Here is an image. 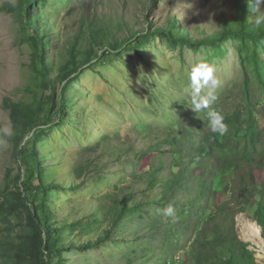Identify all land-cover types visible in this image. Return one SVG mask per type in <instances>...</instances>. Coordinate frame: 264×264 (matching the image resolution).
<instances>
[{
  "label": "rangeland",
  "instance_id": "rangeland-1",
  "mask_svg": "<svg viewBox=\"0 0 264 264\" xmlns=\"http://www.w3.org/2000/svg\"><path fill=\"white\" fill-rule=\"evenodd\" d=\"M233 2L30 0L22 10L21 0H0V7L6 8L0 9V264H34L33 253L37 254L40 248V234L32 216L37 201L28 204L27 194L12 192H23L18 179L23 176L21 162L31 135L24 133L23 112L14 111V106L29 104L31 111H38L42 100L43 82L32 65L36 49L32 37L47 42L42 46L43 56L50 63V76L57 87L60 78L74 68L66 64L71 44L76 41L77 54L82 59V49L90 46L91 39L95 42L92 29H100L96 38L104 46L122 44L136 31H145V37L138 49L129 50L124 44L125 48L109 56L105 63L96 64L93 60L94 65L82 67L67 92V116H60L58 106L43 114L56 123L44 127L36 139V155L43 168L39 178L44 186L51 184L58 189L46 193L50 195L46 207L56 230L55 239L42 237L48 248L54 242L63 246L59 253L61 264H165L166 259L178 262L185 257L188 244L178 251L165 243L166 239L174 241L172 231L166 228L177 224V210L189 206L185 191L175 196L173 217L163 215V206L152 204L145 207V213L133 211L112 225L109 209L113 196L120 189L126 190L134 176L145 171L147 163L157 164L162 159L158 153H150L139 155L138 158L143 157L140 160L134 150L150 143H155L160 153L169 147L160 143L164 139L162 131L157 135L143 133L145 126L188 125L199 117L205 119L204 111L197 114L187 102L191 91L188 70L195 61L206 60L214 65L220 80L214 94L216 99L221 96L218 102L225 109L231 107L232 99L240 100L244 79L241 63L248 65V76L252 77L247 61L250 55L240 54V39L229 37L216 45L192 47L174 43L167 31V26L174 24L171 32L178 36L186 35L192 40L217 37L225 22L235 20L237 8ZM254 15L251 9L249 20ZM159 27L166 29L164 35H146V30ZM99 50L94 49L97 54ZM257 52L264 75V41ZM81 62L77 60L75 66ZM250 84L255 91L253 96L260 99L257 117L264 131V91L251 78ZM203 91L206 93L207 89ZM192 113L195 116L188 122L184 115ZM15 134L25 136L23 143L14 138ZM84 164L89 165L80 178L75 169ZM164 175L167 170L161 173ZM79 183L83 185L75 188ZM145 188L142 180L133 187L135 202L145 198L136 196ZM219 197L227 200L230 192L219 194L216 201ZM235 217L238 238L254 251L255 261L264 264V244L256 242L258 238L250 236L244 227L246 222L247 226L256 222L244 212ZM154 221L157 227L153 226ZM104 229H109L107 235ZM137 229L143 234L141 238ZM147 230L154 231L153 235ZM101 237L104 241H98ZM179 237L183 240L180 234Z\"/></svg>",
  "mask_w": 264,
  "mask_h": 264
},
{
  "label": "trees",
  "instance_id": "trees-1",
  "mask_svg": "<svg viewBox=\"0 0 264 264\" xmlns=\"http://www.w3.org/2000/svg\"><path fill=\"white\" fill-rule=\"evenodd\" d=\"M232 1H234V7L236 5L237 8L235 20L234 22H225L219 36L213 38L206 36L208 38L192 40L186 35L178 36L177 32H171L174 24H169L167 26V31L170 34L168 38L174 43L189 44L192 47L216 45L229 37L240 39V54L250 55L247 61L251 64V81L252 83L257 82L264 91V75L261 73V63L263 64V62L257 52V47L264 41V26L254 27L248 19L252 9L250 0ZM21 2L22 10H25L26 6L30 4V0H21ZM0 9L6 8L1 6ZM165 30L162 27L146 30V35L161 36L164 35ZM99 32L100 29H92L91 33H94L95 42L91 39L90 46L82 49L84 54L82 59H79L77 54L79 48L75 46L76 41L71 44L66 64H71L74 68L60 78L61 82L57 87L50 76L52 72L50 63L43 56L42 46L44 47L47 42H41L38 37H32L36 44L32 65L33 71L43 82L42 100L37 106L38 111H31L29 104L14 106V111L23 112L22 120L26 130L24 133L26 136L31 135L25 143L24 161L21 162L23 176L22 178L19 176L18 179L23 192L19 193L17 190H12V192L15 195L21 194V196L27 194L26 203L28 204L37 201V205L33 204L32 216H34L33 222L40 234V248L37 250V254L33 253L36 255L34 264H61L59 253L63 248L62 245L55 242L51 248H48L46 246L48 242H45V238L42 237L48 235L50 240L55 239L56 230L47 215L49 212L46 207V200L50 199V195L46 193L49 190L58 189L57 186L51 184L44 186L39 178L43 168H40V161L36 155V139L39 138V132H42L44 127H51L56 123L52 118L46 119L43 114L58 106L60 116H67L69 105L67 92L82 72V67L85 64L94 65L92 64L93 60L97 62L96 64L105 63L109 56L125 47L129 50L138 49L143 44L145 37V31H136L129 35L122 44L104 46L101 40L96 38L98 35L96 33ZM250 43L254 44L249 46ZM91 46H94V49H100V54H97ZM77 60L82 62L75 66ZM241 65L244 79L240 100L232 99L231 107L225 109L218 102L221 97L218 96L211 105L212 109L220 111L224 115L229 133L224 136L211 134L206 126L205 112V119L199 117L198 121L188 125L175 123L158 128L145 126L146 128L142 130L143 133L157 135L162 131L164 139L160 140V143L165 142L169 147L160 153L157 145L150 143L144 149L134 150L136 158L139 155L158 153L162 159L157 164L147 163L145 171L140 175H135L132 184L126 186V190L120 189L113 196V204L109 212L112 213V225H117L133 211L145 213V207L148 205L156 204L164 208L168 204L176 205L175 196L181 191L187 193L189 206H181L177 210L179 213L177 224L166 228L167 231H172L174 241L166 239L165 243L170 245L172 250L176 247L178 251H182L187 244L189 249L184 253L185 257L178 262L171 261L168 257L165 264H258L253 256L254 251L249 250L248 244L238 238L235 228V216L244 212L261 227V234L264 238V131L257 117V114L260 113L258 107L260 99H255L256 96H253L255 91L250 84L246 68L248 65L242 63ZM174 103L185 102L176 101ZM184 116L190 122L195 114H185ZM0 136L2 135L0 134ZM24 137L23 134L22 136L14 135V138L20 143H23ZM115 153L121 155L116 150ZM126 153L129 152L126 150ZM152 155L157 156V154ZM138 159L141 160L143 157ZM136 163L139 164L137 160ZM86 165L89 164L76 167L75 172L78 177H82ZM166 170L167 176H161V173ZM35 180L38 181L37 184H34ZM140 180L146 182V188L139 191V195L136 196L145 198L135 202L133 187H136ZM82 185L79 183L75 188H80ZM123 191H125L124 194ZM228 192H230V197L227 200L221 201L219 197L216 201L219 194L227 195ZM132 202L135 203L132 204ZM153 226L157 227L155 221ZM108 230L104 229L106 235ZM136 231L141 238L143 234L139 232L140 229ZM147 233L153 235L154 231L147 230ZM179 234L186 236L182 243ZM104 237L99 238L98 241H104Z\"/></svg>",
  "mask_w": 264,
  "mask_h": 264
},
{
  "label": "clouds",
  "instance_id": "clouds-1",
  "mask_svg": "<svg viewBox=\"0 0 264 264\" xmlns=\"http://www.w3.org/2000/svg\"><path fill=\"white\" fill-rule=\"evenodd\" d=\"M252 11L255 13L251 17V23L254 27L264 26V0H250ZM251 14V10H250ZM249 14V15H250ZM248 15V19H249ZM216 69L213 64L206 60L195 61L188 70V80L190 81V98L187 100L188 105L197 113L204 111L207 117L208 131L213 135L224 136L229 133L228 125L225 123L224 115L211 108L216 96L214 90L220 85V80L216 76ZM207 89L205 93L203 90ZM197 138V136H196ZM176 209L173 204H168L163 209V215L168 217L175 216ZM256 222V221H255ZM256 225H258L256 223ZM256 231L264 241L261 234V227L258 225ZM183 240L186 236L180 234Z\"/></svg>",
  "mask_w": 264,
  "mask_h": 264
},
{
  "label": "bare ground",
  "instance_id": "bare-ground-1",
  "mask_svg": "<svg viewBox=\"0 0 264 264\" xmlns=\"http://www.w3.org/2000/svg\"><path fill=\"white\" fill-rule=\"evenodd\" d=\"M247 222L244 224L245 229H247L248 233H250V236L258 238L256 242H258L260 245L264 244V241L261 239L260 237V231L259 234H257L256 229L259 228L258 225H256V223H253L254 225H248L247 226ZM260 229V228H259Z\"/></svg>",
  "mask_w": 264,
  "mask_h": 264
}]
</instances>
